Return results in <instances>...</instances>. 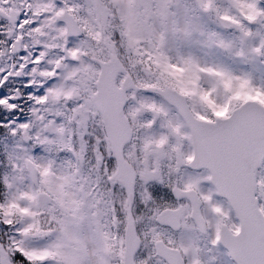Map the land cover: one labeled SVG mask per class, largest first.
<instances>
[{"label":"snow or ice","instance_id":"6c2138e0","mask_svg":"<svg viewBox=\"0 0 264 264\" xmlns=\"http://www.w3.org/2000/svg\"><path fill=\"white\" fill-rule=\"evenodd\" d=\"M0 264H264V0H0Z\"/></svg>","mask_w":264,"mask_h":264}]
</instances>
